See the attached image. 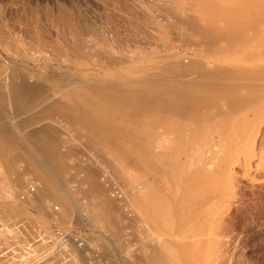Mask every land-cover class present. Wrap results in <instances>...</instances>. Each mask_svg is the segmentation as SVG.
<instances>
[{
  "label": "bare ground",
  "instance_id": "6f19581e",
  "mask_svg": "<svg viewBox=\"0 0 264 264\" xmlns=\"http://www.w3.org/2000/svg\"><path fill=\"white\" fill-rule=\"evenodd\" d=\"M46 8L0 9V264H203L195 232L264 180V0L125 1L180 51Z\"/></svg>",
  "mask_w": 264,
  "mask_h": 264
},
{
  "label": "rangeland",
  "instance_id": "374dc122",
  "mask_svg": "<svg viewBox=\"0 0 264 264\" xmlns=\"http://www.w3.org/2000/svg\"><path fill=\"white\" fill-rule=\"evenodd\" d=\"M4 1L5 0H0L1 3L0 9H4V10L8 9V11L12 13L10 14L11 16L20 15L19 18L20 17L22 18L23 16L24 19L23 18L22 19L26 20L25 22H28L27 23L28 25L31 24L33 18H34L33 20L37 22L40 20V22L37 24L33 22L35 25V29H33L34 25L32 24V30L34 32L38 31V30L36 31V29L37 27L39 29L38 24L40 23L44 24V26L42 27L40 26L41 29L42 28L46 29V27L48 28V26H46L49 25L47 24L49 21L46 20L49 19L47 17L48 15L45 17V15L48 14V8H46V6L53 4L54 0H7L5 3ZM65 1H67V3H70V5L74 9V12H77L75 14H78V17L81 15L80 16L81 20L82 18H84L87 21L90 19L89 21H91V23L93 22L95 23V24L93 23L94 26L96 25L95 28L96 27L98 28V29L96 28L97 31L96 30L95 31L96 33H98L97 34L98 37L100 36L99 37L100 39H98L97 43L95 44V47L96 48L98 47L97 49L105 50L106 49L105 45L109 42L108 51L110 52L111 51L116 52L117 50V52L119 51L125 53L127 51L139 50V49H143L144 51H148V50L157 51L159 49H162L163 47L165 48L166 45L167 48H172V49L174 48L179 51L181 50L177 44L178 42L175 39V36H173L170 30L167 31L165 30L159 33L160 34L159 35L157 33L158 30L154 29L152 25L150 26L149 23H139L140 27H138V29H135L132 26V20L130 22V20L127 18L125 19V17H118V14H120L121 12V11L118 12V10L124 11L123 7L125 1H130V2L133 1V3H138L141 1L148 7L150 6L151 8L157 9L165 6V2L167 4L169 0L168 1L167 0H148V1L147 0H110L112 2L108 0H65ZM44 7L47 10L43 9ZM45 10L47 13H44ZM107 11L108 13L114 12V14H117L115 15L116 20L111 21L109 18H107L109 17L107 15ZM106 15L107 17L105 18ZM36 16L39 20L35 18ZM144 24L148 26H145ZM141 25H143L144 27ZM107 31H110L109 34ZM100 33L101 35L102 34L104 35L105 33L106 34L105 36L103 35L101 36ZM101 37H103L104 39ZM105 40L107 41L106 43ZM142 41L146 43H142ZM110 43H112V47ZM126 48L127 49L131 48V49L127 50ZM245 182H246L245 180L238 178L236 185L234 187V193L237 196H242L243 191L245 192L246 190H248L249 195L247 196L243 195L244 197L243 199H241L242 201L238 200L237 202L232 203V205L229 204L222 212V215L216 217L217 220L215 226H213L212 228H203L195 232L193 243L195 244L194 246H195L196 254L194 255L199 260L201 259L200 261L203 264H221V263L222 264H264V180L260 179L258 182L257 180L254 181L252 186L250 187V190L247 188L246 186L247 183Z\"/></svg>",
  "mask_w": 264,
  "mask_h": 264
}]
</instances>
